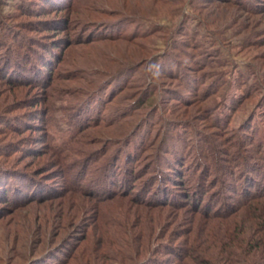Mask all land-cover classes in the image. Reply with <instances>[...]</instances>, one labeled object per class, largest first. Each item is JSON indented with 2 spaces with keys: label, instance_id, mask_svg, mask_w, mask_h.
<instances>
[{
  "label": "rangeland",
  "instance_id": "1",
  "mask_svg": "<svg viewBox=\"0 0 264 264\" xmlns=\"http://www.w3.org/2000/svg\"><path fill=\"white\" fill-rule=\"evenodd\" d=\"M262 144L264 0H0V264H219Z\"/></svg>",
  "mask_w": 264,
  "mask_h": 264
},
{
  "label": "trees",
  "instance_id": "2",
  "mask_svg": "<svg viewBox=\"0 0 264 264\" xmlns=\"http://www.w3.org/2000/svg\"><path fill=\"white\" fill-rule=\"evenodd\" d=\"M212 91H218V88L211 89L209 93ZM255 141L258 145L261 143L260 140L254 139L251 144ZM260 147L262 148L264 145L262 144ZM262 151L263 150H261V153ZM198 161L199 160H197V162ZM197 162H195V164ZM251 162L250 164L249 162H244L243 165H240L235 160L232 162L227 161V167L219 170L215 181L209 177L205 179L206 184L210 183L208 188L206 184L203 186L201 185L202 182H199H204L202 175L209 171L204 165L202 168L203 172L198 178V186L196 184L194 185L195 189L200 190V194L198 193V195H194L192 193L191 195H188L191 197L194 196L192 197L193 205L198 208L200 213L203 210L206 213L205 217H208V220L224 221V223L218 227V230H216L214 226L207 229V238L210 240L209 242L219 245V251L216 258L219 264H264V172L258 170V165L253 166V162L256 161ZM187 163L188 162H185V164ZM199 163L202 165L201 162ZM228 163H232L233 166H229ZM232 167L236 169L238 168L239 170H241L242 167L251 170L250 176L245 175L247 180L246 183L251 182V186L249 187L250 189H240L237 184H234V180L241 181L242 176H238L236 169L234 170ZM209 169H211V167H209ZM253 173L261 176L262 179L259 178L260 181L255 180L253 178ZM155 177L156 178H152V180L156 183V185L157 183L161 184V179L157 176ZM189 182L194 184L191 180ZM185 187V184L181 186L183 189H185ZM254 188L255 190L252 191ZM228 189L234 191L233 197L226 193L225 190ZM216 191H218V194H223L222 200L216 199ZM156 192L157 189H155L153 195H156ZM149 193H152L151 188H149ZM111 194L114 195L115 193ZM240 194H242L244 198L240 199ZM120 195L121 194L119 193L118 196ZM212 196L215 198L213 199ZM232 199L236 201L234 204L230 202ZM172 203L175 202H171V204ZM219 205L220 208H217V210L212 212V209ZM192 253L195 256L190 257H198L199 261H202V263L199 264H212L210 260L207 261L206 258H203L204 255L201 256L197 254L196 256L192 250L188 251V254L192 255ZM51 261L52 260H45L42 261L41 264H51Z\"/></svg>",
  "mask_w": 264,
  "mask_h": 264
}]
</instances>
